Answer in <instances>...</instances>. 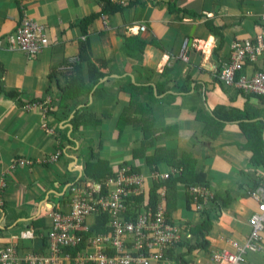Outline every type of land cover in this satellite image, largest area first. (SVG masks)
Here are the masks:
<instances>
[{
  "label": "crops",
  "instance_id": "crops-1",
  "mask_svg": "<svg viewBox=\"0 0 264 264\" xmlns=\"http://www.w3.org/2000/svg\"><path fill=\"white\" fill-rule=\"evenodd\" d=\"M107 1L111 11L102 15L103 0H0V248L16 243L21 254L46 253L39 235L50 228L52 209L68 211L71 185L102 186L122 165L144 175L136 205H150L153 172L167 173L191 155L216 196L204 207L211 227L204 237L181 230L203 218L188 206L183 185L169 218L181 240L208 242L187 257L207 264L212 252L230 249L228 240L244 242L258 212L248 192L264 182V99L226 89L218 74L233 42L264 35V0ZM24 16L45 28L47 47L35 60L6 48ZM126 37L146 45L141 58L137 44L124 50ZM72 58L80 64L60 73ZM257 71L264 59L240 74L251 79ZM140 124L151 126V136ZM25 159L31 164L11 170ZM165 182L158 192H166L167 213ZM37 219L45 230L32 226ZM28 228L37 235L32 244L15 239ZM246 264H264V252L248 253Z\"/></svg>",
  "mask_w": 264,
  "mask_h": 264
},
{
  "label": "built area",
  "instance_id": "built-area-1",
  "mask_svg": "<svg viewBox=\"0 0 264 264\" xmlns=\"http://www.w3.org/2000/svg\"><path fill=\"white\" fill-rule=\"evenodd\" d=\"M129 30V29H128ZM130 29L129 31H131ZM146 32L145 27L139 29ZM7 50L19 52L28 60H35L47 47L44 26L23 17L15 35L7 38ZM2 42H0L1 48ZM264 59V35L252 40L233 42L230 46L228 63L222 66L218 81L226 89L264 99V71H257L251 79L240 73L246 63L255 64ZM183 60L186 61L185 55ZM81 62L72 58L59 71L68 74ZM48 102V100H47ZM41 105L31 104L29 107ZM47 107V106H46ZM46 114H48L46 112ZM41 129L53 134L47 123ZM61 153L53 155L49 161L56 163ZM31 160L16 161L11 170L20 164L30 165ZM183 168H171L167 173L153 172V180L163 182L181 177ZM6 176V174L4 175ZM145 177L132 171L129 166H121L108 177L102 186H92L77 181L70 187L68 213L52 209L49 216L51 226L40 238L46 240V253L29 252L21 254L19 245L10 243L0 248V264H176L167 256L180 243L182 237L178 226L171 223L163 208L166 192L159 193L161 204L152 208L148 203L140 207L137 199L145 195ZM193 197L196 211L202 212L212 199V194L203 187L187 189ZM258 206L249 220V233L243 243L228 240L230 249L211 253L207 264H246L248 253L264 252L261 244L264 230V182L248 192ZM135 209V217L129 215ZM105 219V232H94ZM33 229H26L15 237L21 241H34Z\"/></svg>",
  "mask_w": 264,
  "mask_h": 264
},
{
  "label": "trees",
  "instance_id": "trees-1",
  "mask_svg": "<svg viewBox=\"0 0 264 264\" xmlns=\"http://www.w3.org/2000/svg\"><path fill=\"white\" fill-rule=\"evenodd\" d=\"M104 3V8H103V14L102 15H108L109 12L111 11V5L110 2L107 0H103ZM94 18H90L88 20H86L85 22H83L82 28H84L85 26H87L88 24L91 23V21ZM126 42H125V49L124 50H128V47L131 45H135L136 44L138 46H140L139 48H137L136 52H137V58H141L142 55H144V51L146 49V45L144 43H142L140 40H138V38H133V37H126ZM152 44H154V41L152 42ZM134 90H136L135 87H130ZM72 91V89H71ZM67 99V97H64L63 100ZM132 100L135 102V97L132 96ZM138 102V101H137ZM33 104H36V102H33ZM150 127H144L140 124V126L138 128L142 129V133L146 136H151V131H150ZM256 153V152H255ZM195 164L196 162L194 161V159L192 158L191 155H183V157L178 160L175 164H174V168H183V172L181 177L178 178H171L170 180H167L165 182L166 185V189L167 190V199H168V204H167V215L169 217L170 215V210L173 209L174 207V201H176V191H177V187L180 185L185 186L187 189L190 187H203L205 188L209 193L212 194V199L208 202L209 204H212L215 202L216 200V196L213 193V191H211V189L209 188V184L206 181V176L204 173H196L195 172ZM155 171V170H154ZM89 171H87L86 176L94 178V179H98L97 176H91V174L88 173ZM110 175L105 176L103 178V180L101 181L100 184H102L103 181H105ZM94 182H99V181H94ZM156 184L154 185V187L150 190V198L152 201H150L149 199V203L152 206V208H157L158 204H157V195L159 196V192L158 189H160L161 183L160 182H155ZM187 195V200H188V206L191 207L193 205V197L190 196L188 190L186 192ZM141 197H139L138 199H140ZM143 200L140 199V201ZM153 202V203H152ZM160 203V201H159ZM170 204V205H169ZM169 211V212H168ZM206 211H202L200 212V214H202V222L200 225H195V226H190V225H184L183 228H181V230H189V233L191 235H196V236H200V237H204V234L206 232H208V230L211 227V221L208 218V215L205 213ZM171 220V219H170ZM105 223V219H103V222H101V224H97L96 226L98 227V229L95 231L94 228H92V231L94 232H105L106 231V227L104 226ZM172 224H174L171 221ZM32 226L34 228H38V227H42V219H37L32 223ZM44 228V227H42ZM179 229V228H178ZM45 230V228L43 229ZM179 229L180 234H182V231ZM44 233V232H42ZM207 244L208 242L203 238L201 241L197 242L196 244H192L190 242L189 239L186 240H181L180 243H178L176 245V247L172 250H169L167 256L169 257L170 260L174 261L176 264H189V261L187 260V257L192 254L193 252L199 250H206L207 249ZM44 245L46 246V240H44ZM182 247V251H179L178 248Z\"/></svg>",
  "mask_w": 264,
  "mask_h": 264
},
{
  "label": "rangeland",
  "instance_id": "rangeland-1",
  "mask_svg": "<svg viewBox=\"0 0 264 264\" xmlns=\"http://www.w3.org/2000/svg\"><path fill=\"white\" fill-rule=\"evenodd\" d=\"M145 191H146V186H145ZM68 205H69V203L67 204V206H68ZM194 209H195V208H194ZM194 209H193V210H194ZM69 211H70V208H69V206H68V211H67L66 213H68ZM28 243H29V244H32L33 241H28ZM178 250H179V251H182L180 247L178 248ZM29 252H32V251H29ZM29 252H27V253H29ZM46 252H47V251H46Z\"/></svg>",
  "mask_w": 264,
  "mask_h": 264
}]
</instances>
